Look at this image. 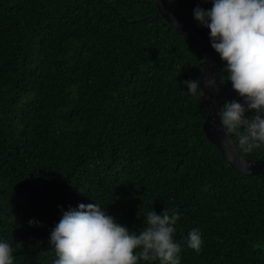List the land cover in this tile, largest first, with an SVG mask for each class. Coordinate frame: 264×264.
Here are the masks:
<instances>
[{"label":"trees","instance_id":"trees-1","mask_svg":"<svg viewBox=\"0 0 264 264\" xmlns=\"http://www.w3.org/2000/svg\"><path fill=\"white\" fill-rule=\"evenodd\" d=\"M168 4L197 24L212 7ZM202 63L152 0H0V239L23 245L15 264H53L51 231L80 203L137 233L141 209L178 211L181 264H264V172L236 170L206 138L207 107L184 83ZM240 154L264 159V145Z\"/></svg>","mask_w":264,"mask_h":264},{"label":"clouds","instance_id":"clouds-1","mask_svg":"<svg viewBox=\"0 0 264 264\" xmlns=\"http://www.w3.org/2000/svg\"><path fill=\"white\" fill-rule=\"evenodd\" d=\"M210 2L209 9L196 7L193 17L210 30L211 47L225 62L221 71L227 73L232 88L243 98V103L230 100L219 110L223 143L250 154L264 145V0ZM184 83L197 99L205 96V88L219 91L215 76L205 77L203 88L199 80ZM220 83H224L221 74ZM249 112L252 114L246 115ZM141 214L145 216L144 227L137 233L130 232L97 203H80L64 211L50 234L56 257L53 264H181V245L173 238L179 212L169 214L165 209L161 215L141 209ZM38 223L29 221L30 225ZM187 245L196 253L201 251L203 240L198 229L188 233ZM22 246L16 243L14 249L0 239V264H15L14 252Z\"/></svg>","mask_w":264,"mask_h":264},{"label":"water","instance_id":"water-1","mask_svg":"<svg viewBox=\"0 0 264 264\" xmlns=\"http://www.w3.org/2000/svg\"><path fill=\"white\" fill-rule=\"evenodd\" d=\"M166 22L180 35L196 44L203 54L201 73L197 79L204 86V78L215 76L219 88L220 63L219 54L211 47L210 36L197 23L179 15L167 2V0H152ZM176 21L179 22L177 25ZM205 96L202 97L206 107L207 116L202 124L206 138L212 142L225 157L229 165L236 170L248 174L258 175L264 172V159L251 160L243 157L234 145H225L223 139L225 133L222 130L220 117L218 115L222 103L235 91L232 86L219 99V91L212 92L205 88ZM209 96L211 99H209ZM215 121V124L213 123Z\"/></svg>","mask_w":264,"mask_h":264}]
</instances>
